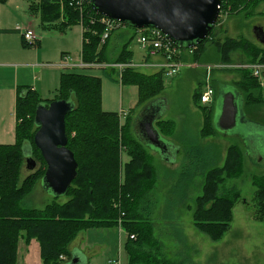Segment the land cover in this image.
Returning <instances> with one entry per match:
<instances>
[{"label":"rangeland","instance_id":"rangeland-1","mask_svg":"<svg viewBox=\"0 0 264 264\" xmlns=\"http://www.w3.org/2000/svg\"><path fill=\"white\" fill-rule=\"evenodd\" d=\"M37 1L34 0L36 3ZM220 3L222 7L213 25L216 28L211 35L213 42L222 43L229 37L239 40L243 45L245 42L247 44V40L261 44L253 37L252 28L256 25L264 27V1L259 0L255 6L247 2L235 5L231 0H221ZM28 5V0L0 1V143L15 141L14 127L18 120L15 118L13 125L14 113L11 114L15 89L17 94L18 87L32 86L40 99H51L57 93L60 72L74 71L94 75L101 79V108L106 111L118 112L120 109L126 111L124 116L118 118L119 125L122 126L119 127L118 124L117 126L122 134L128 132L139 144L134 136L132 120L141 117L145 104L137 95V86L121 85L114 78L116 74L110 73V68L86 67L62 70L60 67L58 69L55 66H48L47 68L40 67L39 71L31 68L37 63L57 64L62 52L68 53L72 62L78 61L81 58L82 27L77 24L71 25L62 34L45 32L40 28L38 16L29 11L30 16L38 19V23L35 21L33 24V30L38 37L41 35L42 37L40 47H24L20 40L21 34L16 26H27L24 25V20ZM59 8L62 10V5H59ZM134 30L133 27L124 24L111 32L103 47L105 51L102 61L116 63L115 59L123 57L121 54L123 47H127L132 52L131 59L134 62H140L143 51L134 36L129 38L134 34ZM41 45L43 49L38 54L34 48L37 47L36 50H39ZM206 46L207 49L200 60L207 62L202 63L217 65L225 63L214 58L216 56L214 44L207 42ZM245 60L246 58L236 51L232 53L229 66L210 70V81L214 89L217 90L220 84L239 86L238 80L243 70L233 65L250 64L243 62ZM255 62L257 61L251 63ZM141 71L148 70L141 68ZM204 79V68L182 67L176 75L166 78L160 89L154 85L152 86L154 90L148 89L153 90L152 94L156 95L155 98H159L161 119L155 123V127L169 148L165 154L163 150L155 149L149 144H139L143 149L144 157L151 158L155 169L156 184L153 191L156 204L152 217L154 232L158 234L165 253L173 259L175 253L179 252L177 260H183L185 264H264V259L259 258V251H264V220L255 218L256 200L253 194L256 192V187L251 182L253 176H264V127L247 122L238 123L226 131L220 130L215 124L220 110L217 103L219 94L214 95L211 112L203 109L196 102L194 87L203 83ZM252 79L259 87L255 79L253 77ZM220 88L226 89L225 87ZM258 91L264 97V87H259ZM243 94L242 90V97ZM72 98L74 99L73 96ZM243 109L251 111L249 117L257 119L256 123L264 124V102L253 107L246 105L243 100ZM245 115L248 116L246 113ZM211 118H213L215 130L212 128ZM75 123H77V118L71 116L67 122V129H70L67 134L70 138L77 133L78 128ZM126 127L127 131H125ZM100 132H103V129ZM126 145H129L130 150L135 153V145L132 142L129 141ZM234 146L241 154L240 174L233 178L224 177L223 182L218 186L219 193H227L231 197L234 193H238V196L232 206L231 220L227 229L220 237L212 239L205 230L194 224L192 216L196 198L201 195L203 176L193 174L188 175L187 178H181L179 171L189 165V159H193L191 166L200 167L202 163L208 164L213 161L216 162V166H221L227 151ZM35 154L37 153L34 152L36 167L29 170L23 161L21 175L33 172L37 168L43 171L45 168L40 163V159L37 160ZM121 154L120 161L123 164L126 159L128 160V155L124 151ZM165 157L169 161L164 160ZM116 171V179L122 180L123 169L120 172L117 167ZM37 179L28 193L25 204L41 208L50 202L54 195L43 191L39 178ZM66 199V195L57 197L58 201ZM126 235L124 231L118 234L116 226L85 228L79 233L78 246L74 249L79 254V264H106L109 259H116L118 254L121 264H126L127 254L123 246ZM18 244L22 246L21 239ZM76 244L77 239H74L70 245ZM19 245L17 264H24L20 258L23 251L20 250ZM23 248L26 247L23 246Z\"/></svg>","mask_w":264,"mask_h":264},{"label":"trees","instance_id":"trees-1","mask_svg":"<svg viewBox=\"0 0 264 264\" xmlns=\"http://www.w3.org/2000/svg\"><path fill=\"white\" fill-rule=\"evenodd\" d=\"M258 1L231 0L235 5L247 2L254 6ZM28 2V12L38 16L42 30L64 33L71 25H80L82 60L106 63L102 61V56L107 40L100 41L105 29L104 24L100 22L103 15L94 11L88 0ZM59 5H62V10H59ZM215 28L216 26L196 47H181L183 51L180 58L207 62L200 59L207 49L206 43L211 42L216 52L214 58L221 62L231 63L232 53L238 51L246 58L243 62L264 63V45L253 40H247V44L245 42L243 45L239 40L229 37L222 43H214L211 35ZM132 36L134 34L129 38ZM20 40L24 47L35 46L39 42L38 39L29 44L22 36ZM121 54L123 57L115 59L116 63L132 60L129 48L123 47ZM99 68H110V73L116 74L114 78L121 85L137 86V95L144 103L156 97L152 94L155 89L152 86L160 89L165 81L161 72L147 73L133 67H124L122 70L114 66ZM241 70L243 71L238 80L240 87L234 86L241 92L243 90L246 105L254 107L262 104L264 97L260 91L257 92L259 87L254 83L250 71ZM150 88L153 90L149 91ZM194 91L197 104L211 112L212 104L200 103V85ZM55 98L74 100V108L65 115L64 121L66 145L73 152L77 162V175L67 189L66 200L58 201L57 197H53L50 202L37 208L26 205L25 200L37 178L40 180L45 168L43 171L37 168L21 175L24 161L21 147L25 142L30 143L32 157L35 159L34 152L37 153V160L40 159V163L45 167V162L33 143L36 129L33 116L38 103H47ZM100 102L101 79L81 72H61L57 93L51 99H40L31 87L18 88L15 102V118L18 120L14 127L15 141L0 143V264H17L19 239L28 243L31 238L39 243L41 264H60L64 258L70 256V244L82 230L112 226H121L127 234L123 242L127 254L126 264H185L183 260H177L179 252L175 253L173 259L165 253L158 234L154 232L152 217L156 199L153 189L156 183L151 158L144 157L143 149L139 146L142 143L137 138L139 144L128 132L121 133L119 127L122 125L118 122V112L103 110ZM244 111L248 119L257 122V119L249 117L251 111ZM71 116L77 118L75 126L78 128L72 138L67 134L70 130L67 129V122ZM212 128L214 129L213 125ZM101 129L103 132H100ZM129 141L135 145V153L126 145ZM123 151L127 153L128 160L121 164L120 154ZM188 163L186 168L179 171L181 178L193 174L203 176L201 195L196 198L192 215L193 222L212 239H216L227 229L232 206L238 196V193H234L232 197L227 193H219L218 184H221L226 176L233 178L240 174L241 154L234 146L227 151L221 166H216L214 161L202 163L200 167L191 166L193 159H189ZM117 167L120 172L123 169L122 180L116 179ZM251 182L256 187L253 194L256 200L255 218L264 220V176H253ZM129 235L133 237L130 238Z\"/></svg>","mask_w":264,"mask_h":264},{"label":"water","instance_id":"water-1","mask_svg":"<svg viewBox=\"0 0 264 264\" xmlns=\"http://www.w3.org/2000/svg\"><path fill=\"white\" fill-rule=\"evenodd\" d=\"M88 2L94 11L128 26L158 28L172 43L186 48L196 46L209 34L220 11V0H88ZM252 33L259 43L264 44V27L256 25L252 28ZM217 94L220 110L215 124L220 130L226 131L238 123L247 122L264 127V124L246 117L243 97L236 87L220 84ZM144 104L141 117L132 120L134 135L143 145L149 144L166 154L169 148L153 124L160 118L159 98L154 97ZM73 108V99L55 98L47 103H38L34 110L33 121L36 129L33 143L45 162V170L39 183L43 191L51 192L54 197L65 195L77 175V162L73 152L66 145L64 121L65 115ZM21 151L26 168L34 169L37 161L32 157L31 144L25 142ZM163 159L169 161L166 157ZM72 253L74 254L72 264H79V254L75 250Z\"/></svg>","mask_w":264,"mask_h":264},{"label":"built area","instance_id":"built-area-1","mask_svg":"<svg viewBox=\"0 0 264 264\" xmlns=\"http://www.w3.org/2000/svg\"><path fill=\"white\" fill-rule=\"evenodd\" d=\"M100 22L104 24V31L101 34L100 41L104 42L108 39L111 32L115 29L123 26L124 24L118 20L111 19L106 16L100 18ZM16 29L19 30L24 41L27 43L33 44L38 40V36L32 28L29 26H16ZM134 37L136 42L139 44L140 48L143 51L142 59L140 62H134L133 60L125 63H96V62H85L80 58L76 62H72L68 53H63L58 65L63 69H72V68H86V67H105V66H114L119 70H122L124 67H133L137 69H148L153 72H161L164 78H170L178 73L182 67H202L205 69V79L203 83L200 84V95L199 100L201 104L208 105L212 104L215 95V89L212 86L210 79V70L213 68H222L229 66V63H221L222 65L217 64H207L197 61L184 60L180 58L182 54V48L178 47L172 43L158 28L155 27H141L135 28ZM233 65V64H230ZM242 69H248L251 76L255 79L260 88L264 87V63L255 62V63H237L233 65ZM126 111L120 109L118 115L124 116ZM123 231L121 226H118V234ZM129 237H133L129 235ZM62 258V256H61ZM106 264H121L120 256L118 254L116 259H109Z\"/></svg>","mask_w":264,"mask_h":264},{"label":"crops","instance_id":"crops-1","mask_svg":"<svg viewBox=\"0 0 264 264\" xmlns=\"http://www.w3.org/2000/svg\"><path fill=\"white\" fill-rule=\"evenodd\" d=\"M28 11V10H27ZM35 21H37V23H38V19L37 18H35L34 16H30V14H29V12H27L26 13V16H25V20H24V25H27V26H29L30 28H32L33 29V24H35ZM80 26V25H79ZM41 28V27H40ZM42 29V28H41ZM45 32H54V33H56V34H62V33H58V32H55V31H51V30H44ZM121 33H124L125 34V32H121ZM41 37H42V35H41ZM41 37H38V39H39V42H38V45H35V46H37V47H40V40H41ZM33 47V46H32ZM37 47H35L34 48V51H36V52H38V54H39V52L43 49L42 48V45H41V48L39 49V50H36V48ZM32 49V48H31ZM28 52H31V51H29L28 50ZM62 53H64V52H62ZM76 60V59H75ZM59 63V62H58ZM58 63L56 64H53V63H41V64H33L32 66H31V68L34 70V71H39V69H41L40 67H42V68H47L48 66H55V67H57L58 69H59V65H58ZM61 68V67H60ZM62 70H63V68H62ZM146 70H148V69H146ZM147 73H153V71H151V70H148V71H146ZM61 73V72H60ZM200 85V83L197 85V86H199ZM196 86V85H195ZM197 86L196 87H194V90L197 88ZM19 88V87H18ZM18 88H17V91H18ZM31 88L32 89H34L32 86H31ZM35 90V89H34ZM16 89L14 90V101H13V107H12V110H11V114H13L14 113V122H13V125H14V123H15V102H16V97H17V94H16ZM16 95V96H15ZM13 109H14V112H13ZM134 119V118H133ZM159 119H161V117L160 118H158L157 119V121L159 120ZM157 121H154V126H155V123L157 122ZM157 129V128H156ZM77 239V244L76 245H70V256L68 257V258H64L62 261H61V263L60 264H72L73 262H74V254L72 253V251L78 246V242H79V236L76 238ZM20 240V239H19ZM22 240V246H20L19 244V247H20V250L21 251H23V252H21V254H20V258H21V261L24 263V264H41L40 263V258H39V251H40V248H39V243L37 242V240L36 239H34V238H31L30 240H29V242L28 243H25L24 242V240L23 239H21ZM23 246L24 247H26L25 249L23 248ZM259 258H260V260L261 259H264V251H259ZM17 259H18V257H17ZM71 262V263H70Z\"/></svg>","mask_w":264,"mask_h":264},{"label":"flooded vegetation","instance_id":"flooded-vegetation-1","mask_svg":"<svg viewBox=\"0 0 264 264\" xmlns=\"http://www.w3.org/2000/svg\"><path fill=\"white\" fill-rule=\"evenodd\" d=\"M217 93V90H215V94Z\"/></svg>","mask_w":264,"mask_h":264},{"label":"bare ground","instance_id":"bare-ground-1","mask_svg":"<svg viewBox=\"0 0 264 264\" xmlns=\"http://www.w3.org/2000/svg\"><path fill=\"white\" fill-rule=\"evenodd\" d=\"M29 44H31V43H29ZM119 118H120V116H119Z\"/></svg>","mask_w":264,"mask_h":264}]
</instances>
